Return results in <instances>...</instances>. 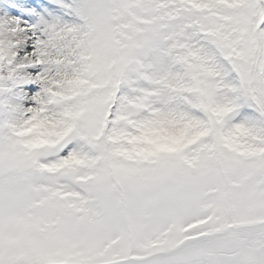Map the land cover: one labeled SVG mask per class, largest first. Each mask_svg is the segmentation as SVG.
Masks as SVG:
<instances>
[{
	"label": "snow or ice",
	"instance_id": "1",
	"mask_svg": "<svg viewBox=\"0 0 264 264\" xmlns=\"http://www.w3.org/2000/svg\"><path fill=\"white\" fill-rule=\"evenodd\" d=\"M0 264H264V0H0Z\"/></svg>",
	"mask_w": 264,
	"mask_h": 264
}]
</instances>
